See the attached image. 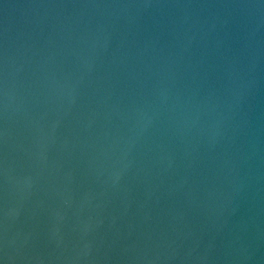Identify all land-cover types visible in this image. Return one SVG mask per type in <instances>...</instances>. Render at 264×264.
<instances>
[{
  "label": "water",
  "instance_id": "obj_1",
  "mask_svg": "<svg viewBox=\"0 0 264 264\" xmlns=\"http://www.w3.org/2000/svg\"><path fill=\"white\" fill-rule=\"evenodd\" d=\"M0 264H264V0H0Z\"/></svg>",
  "mask_w": 264,
  "mask_h": 264
}]
</instances>
